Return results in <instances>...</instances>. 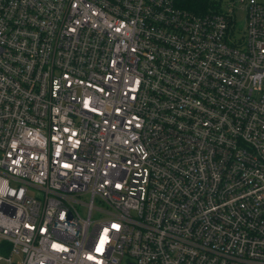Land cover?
Instances as JSON below:
<instances>
[{"label":"built area","instance_id":"built-area-1","mask_svg":"<svg viewBox=\"0 0 264 264\" xmlns=\"http://www.w3.org/2000/svg\"><path fill=\"white\" fill-rule=\"evenodd\" d=\"M185 1L0 0V262L264 264V2Z\"/></svg>","mask_w":264,"mask_h":264},{"label":"rangeland","instance_id":"rangeland-1","mask_svg":"<svg viewBox=\"0 0 264 264\" xmlns=\"http://www.w3.org/2000/svg\"><path fill=\"white\" fill-rule=\"evenodd\" d=\"M210 1L212 3L211 6H213L215 4V2H217V3H220L221 7L224 9L226 3L229 0H210ZM261 1L264 2V0H261ZM244 17H245V11L237 8L235 10V19H236V21H235V31H237V32H239L241 34L243 33V28H244ZM241 36H239V37H241ZM81 200L85 202V201H87V197H85V198H83ZM79 210H80V212H82L81 209H79ZM0 264H4V263L0 262Z\"/></svg>","mask_w":264,"mask_h":264},{"label":"trees","instance_id":"trees-1","mask_svg":"<svg viewBox=\"0 0 264 264\" xmlns=\"http://www.w3.org/2000/svg\"><path fill=\"white\" fill-rule=\"evenodd\" d=\"M185 2H186V6L192 9H195V10H203L207 5L206 0H197V1L196 0H186Z\"/></svg>","mask_w":264,"mask_h":264}]
</instances>
